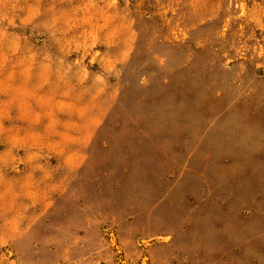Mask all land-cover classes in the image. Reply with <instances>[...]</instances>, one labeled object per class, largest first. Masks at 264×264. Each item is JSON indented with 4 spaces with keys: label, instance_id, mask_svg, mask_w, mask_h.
Instances as JSON below:
<instances>
[{
    "label": "rangeland",
    "instance_id": "rangeland-1",
    "mask_svg": "<svg viewBox=\"0 0 264 264\" xmlns=\"http://www.w3.org/2000/svg\"><path fill=\"white\" fill-rule=\"evenodd\" d=\"M155 117L195 217L168 254L62 193ZM0 264H264V0H0Z\"/></svg>",
    "mask_w": 264,
    "mask_h": 264
},
{
    "label": "crops",
    "instance_id": "crops-1",
    "mask_svg": "<svg viewBox=\"0 0 264 264\" xmlns=\"http://www.w3.org/2000/svg\"><path fill=\"white\" fill-rule=\"evenodd\" d=\"M136 127L154 134L146 139L119 140L123 143L120 149L112 150V160L103 165L95 162L94 156L84 165L75 159L73 166L64 169L65 174H73L74 184L62 193L65 198L74 197L68 205L77 211L94 212L104 204L105 210L132 216L120 222H152L154 237L170 234L165 252L173 253L174 244L184 239L178 233L173 236V222H195L193 210L186 204L189 186L173 179V123L164 126L171 131L164 134L165 140L163 125L156 117L153 124L139 123ZM103 172L107 176L99 183L97 176ZM196 222H221V217L210 212Z\"/></svg>",
    "mask_w": 264,
    "mask_h": 264
}]
</instances>
